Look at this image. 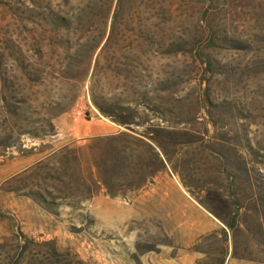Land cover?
I'll return each mask as SVG.
<instances>
[{
    "label": "rangeland",
    "instance_id": "1",
    "mask_svg": "<svg viewBox=\"0 0 264 264\" xmlns=\"http://www.w3.org/2000/svg\"><path fill=\"white\" fill-rule=\"evenodd\" d=\"M0 264H264V0H0Z\"/></svg>",
    "mask_w": 264,
    "mask_h": 264
},
{
    "label": "trees",
    "instance_id": "2",
    "mask_svg": "<svg viewBox=\"0 0 264 264\" xmlns=\"http://www.w3.org/2000/svg\"><path fill=\"white\" fill-rule=\"evenodd\" d=\"M116 16H117V13H116ZM120 124H122L123 126H128V124L125 123V122H122ZM120 136H124V137H127L128 138V135L127 134H121ZM234 205L237 206V202L236 201H234ZM236 219H237V214H234L233 217H232V219H231V221H230V223L227 225V227L229 229H233L235 227Z\"/></svg>",
    "mask_w": 264,
    "mask_h": 264
}]
</instances>
